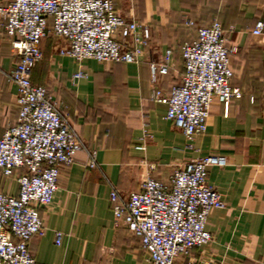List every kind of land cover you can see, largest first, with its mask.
<instances>
[{"label": "crops", "instance_id": "crops-1", "mask_svg": "<svg viewBox=\"0 0 264 264\" xmlns=\"http://www.w3.org/2000/svg\"><path fill=\"white\" fill-rule=\"evenodd\" d=\"M7 1V0H6ZM125 19L150 26L151 38L139 63L78 64L62 56L64 40L50 32L42 39L43 58L31 81L46 88L86 149L62 168L49 205L39 208L44 226L28 242L37 264H150L137 237L114 224L109 192L139 188L147 175L167 180L191 159L217 155L224 165L207 167V182L222 196L224 208L210 210L206 229L212 239L194 248V264H264V0H113ZM217 17L233 70L231 86L243 91L224 106L210 103L207 128L188 140L164 118L165 105L151 99L153 87L167 94L183 73L179 47L195 37L196 26ZM194 22L189 26L186 20ZM262 21L260 33H253ZM173 48L167 73L151 82L149 62ZM16 57L11 40L0 33V136L15 122L16 87L7 80ZM82 69L85 76L73 74ZM87 148L97 150V165L86 166ZM13 178L0 175V191L17 193ZM55 231L62 233L55 243Z\"/></svg>", "mask_w": 264, "mask_h": 264}, {"label": "built area", "instance_id": "built-area-1", "mask_svg": "<svg viewBox=\"0 0 264 264\" xmlns=\"http://www.w3.org/2000/svg\"><path fill=\"white\" fill-rule=\"evenodd\" d=\"M186 23L194 25L190 19ZM0 25L16 57L7 80L16 87L17 106L15 122L0 136V175L13 178L18 188L16 194L0 191V264H37L28 242L44 232L39 208L52 202L62 168L86 149L56 100L31 81L33 67L43 58L42 39L49 32L63 39L58 53L78 64L86 59L139 63L151 29L136 18L120 16L113 0H7L0 4ZM262 28L258 21L252 32ZM233 51L225 45L221 22L213 17L180 45V82L167 94L153 87L151 99L165 105L164 118L188 140L206 131L213 97L226 107L242 97L243 91L231 86ZM172 54L173 48H166L159 61L149 62L152 83L167 73ZM85 74L79 69L73 78ZM87 152L86 166L96 167L97 150ZM224 164L221 156H202L175 167L167 180L147 175L127 194L112 188L108 197L114 224H124L138 238L150 264H194L192 250L212 239L206 229L210 210L225 206L207 182V167ZM54 234L59 244L62 233Z\"/></svg>", "mask_w": 264, "mask_h": 264}, {"label": "rangeland", "instance_id": "rangeland-1", "mask_svg": "<svg viewBox=\"0 0 264 264\" xmlns=\"http://www.w3.org/2000/svg\"><path fill=\"white\" fill-rule=\"evenodd\" d=\"M4 2H6V0H0V4H3ZM2 32L4 33V31H3V29H2V27L0 25V33H2ZM104 62H106V61H104Z\"/></svg>", "mask_w": 264, "mask_h": 264}]
</instances>
